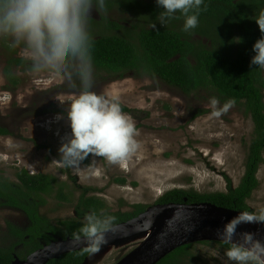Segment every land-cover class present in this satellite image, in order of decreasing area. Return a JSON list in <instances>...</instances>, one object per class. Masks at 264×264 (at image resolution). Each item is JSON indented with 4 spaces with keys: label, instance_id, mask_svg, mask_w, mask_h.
<instances>
[{
    "label": "rangeland",
    "instance_id": "1",
    "mask_svg": "<svg viewBox=\"0 0 264 264\" xmlns=\"http://www.w3.org/2000/svg\"><path fill=\"white\" fill-rule=\"evenodd\" d=\"M116 1L119 2L109 3L103 10L94 3L88 20L92 38L159 24L157 19L151 18L150 12L135 13L132 10L136 5L129 7L128 2ZM112 24L121 29L115 31ZM166 25L182 28L183 19H173ZM193 39L201 40L198 36ZM10 43V39L0 38V129L4 127L9 131L8 135L0 136V177L13 180L14 173L21 169H28L29 174L52 177L55 184L41 209L49 222L74 217V204L80 194L75 187L95 188L98 194L93 193L94 196L102 199L108 208L128 213L133 211L134 205H154L160 196L172 190L223 193L228 185L237 187L239 184L253 131L242 106L234 104L220 116H213L209 107L210 98L215 97L213 91L185 94L156 78L116 77L94 68L92 91L119 95L121 108L127 110L122 111L135 124L134 138L139 146L119 163L89 154L88 164L82 160L75 166H65L58 148L70 132L65 110L80 90V81L75 76L70 80L60 73L34 71L21 48H13ZM10 56L28 62L24 68L12 67L20 80L14 91L5 89L4 69ZM225 103L219 100L218 108ZM114 178L124 180V184L115 183ZM257 180L259 186L247 205L254 215L260 216L264 215V161ZM58 185L64 186L68 202L56 199ZM17 218H22L19 212L0 209V244H6V240L1 239L6 223ZM22 222L25 221L22 219ZM121 249L123 246L115 247L91 259L90 264H115V253ZM192 250L195 256L188 257L187 264H233L225 255L226 249L216 244H196Z\"/></svg>",
    "mask_w": 264,
    "mask_h": 264
},
{
    "label": "trees",
    "instance_id": "2",
    "mask_svg": "<svg viewBox=\"0 0 264 264\" xmlns=\"http://www.w3.org/2000/svg\"><path fill=\"white\" fill-rule=\"evenodd\" d=\"M121 1L128 2L129 7L136 5L132 10L135 13L150 12L154 19L161 11L156 9L153 1L148 5L136 0ZM118 2L105 0V7L109 3ZM262 14L264 0H204L198 26L189 32L173 25L159 24L155 29L134 27L132 34H104L92 38L94 69L119 77H123L127 71H134L135 76L159 79L185 94L200 90L213 91L221 102L234 100V104L242 106L252 122L253 131L244 162L245 170L237 187L228 185L226 192L210 194L172 190L162 195L155 204H181L186 199L188 204L208 202L226 209L253 213L247 202L259 186L256 175L264 161V68L251 66L250 58L254 55L252 45L261 35L256 21ZM112 28L115 31L121 29L117 24H112ZM195 36L201 40H193ZM27 63L23 58L9 57L4 69L7 81L5 89L14 91L18 88L20 80L12 72V67L24 68ZM122 110L127 111L125 108ZM6 133V130L0 129V134ZM83 162L88 164V157ZM54 182L52 177L29 175L22 169L14 174L13 180L0 177V209H18L28 216L31 225L25 234L29 235L30 241L36 236L48 239L45 231L53 232L61 239L75 238L74 233H79L84 217L91 212L114 217L112 225H116L138 216L148 207L134 205L132 212L111 213L98 198H85L82 194L75 208L77 217L58 220V228L50 227L49 222L37 216L34 211L36 206L44 204L43 195H48ZM116 182L123 184L124 180ZM62 186H59L60 189ZM57 199L67 201L63 196L57 195ZM7 229L10 233L8 236L23 241L24 233L18 227L7 223ZM196 244H216L226 250L231 246L220 242L189 244L177 248L157 264H187L186 259L195 256L192 247ZM40 247L36 243L31 251ZM88 253L86 250L71 252L46 264H81ZM12 261L11 250L0 248V264H11Z\"/></svg>",
    "mask_w": 264,
    "mask_h": 264
},
{
    "label": "clouds",
    "instance_id": "3",
    "mask_svg": "<svg viewBox=\"0 0 264 264\" xmlns=\"http://www.w3.org/2000/svg\"><path fill=\"white\" fill-rule=\"evenodd\" d=\"M94 3L101 10L105 8V0H0V38L10 39L13 48L20 47L34 71L60 73L70 80L75 76L80 81V90L65 110L70 132L58 148L65 166H75L89 154L119 163L139 146L134 138L135 124L122 111L119 95L92 91V37L88 20ZM155 3L162 9L156 18L160 25L182 17V31L189 32L198 26L204 0ZM256 23L261 35L252 45L250 65L264 68V14ZM150 27L155 29L156 23ZM234 103L229 100L218 108L219 100L212 97L209 107L212 115L218 117ZM113 221L110 215L91 212L74 237L85 242L86 251L95 253L107 243L106 233ZM251 222L264 223V215L239 213L216 233L219 240L231 245L225 255L233 264H264V242L255 239L253 233L242 232L239 242L233 241L237 226Z\"/></svg>",
    "mask_w": 264,
    "mask_h": 264
},
{
    "label": "water",
    "instance_id": "4",
    "mask_svg": "<svg viewBox=\"0 0 264 264\" xmlns=\"http://www.w3.org/2000/svg\"><path fill=\"white\" fill-rule=\"evenodd\" d=\"M181 204H154L126 222L112 225L106 233L107 243L95 253L87 255L81 264H90L91 259L107 254L115 247L137 243V247L115 264H157L179 247L200 243L220 242L217 231L239 213H250L222 208L212 203L185 202ZM253 214V213H251ZM250 232L264 242V223H241L233 236L239 242L240 233ZM227 244V243H226ZM83 240L57 239L29 255L26 260L15 259L12 264H46L62 255L85 250Z\"/></svg>",
    "mask_w": 264,
    "mask_h": 264
},
{
    "label": "flooded vegetation",
    "instance_id": "5",
    "mask_svg": "<svg viewBox=\"0 0 264 264\" xmlns=\"http://www.w3.org/2000/svg\"><path fill=\"white\" fill-rule=\"evenodd\" d=\"M148 1H150V2H155V0H148ZM159 25V24H158ZM164 26H166V25H164ZM147 27H150V25H148ZM132 31H134V30H132ZM119 32V31H118ZM131 31H129V32H127L128 34H132V32L130 33ZM119 34V33H118ZM120 36L121 35H123V34H119ZM95 38H98V37H95ZM193 40H197V41H199V39H193ZM136 73H134V71H127V72H125V73H123V77H125V76H134ZM107 75V74H106ZM116 77H119L118 75H116ZM146 77H149V76H146ZM149 78H151V77H149ZM159 80V79H158ZM161 81V80H160ZM163 82V81H162ZM166 84V83H165ZM173 88H175V87H173ZM1 127V126H0ZM2 129H4V130H6V128H4V127H2ZM6 134H0V136H6V135H8V129L6 130ZM117 168L119 169L120 168V171H121V166H117ZM244 168H245V166H244ZM22 170H27L28 171V169H22ZM26 171V172H27ZM28 173V172H27ZM15 174V173H14ZM29 174V173H28ZM29 175H36V174H29ZM42 175V174H41ZM46 176V175H45ZM256 177H257V175H256ZM116 180H122V179H116V178H114L113 179V181L115 182V183H117L116 182ZM241 180V179H240ZM240 182V181H239ZM55 184V183H54ZM118 184H121V183H119L118 182ZM124 184V183H123ZM123 184H121V185H123ZM62 189H60V187H59V185L57 186V189H56V194H55V197H56V199H57V195L58 196H63V197H65L66 199H67V197L64 195V186H62L61 187ZM79 189V191H80V194H79V196H78V198H77V200H76V202H75V207H74V212H73V214H74V217H72V218H70V219H74V218H76L77 217V213H76V211H75V208H76V206H77V203H78V200H79V198H80V196L82 195V194H84V197L85 198H89V197H94V198H98V197H96V196H94V195H96V194H98L97 192H96V190H94L95 188H93L92 190H89L88 188H86L85 190L84 189H82L81 187H75V189ZM88 189V190H87ZM51 190H52V188H51ZM87 190V191H86ZM94 190V191H93ZM88 192H91V193H89L88 194ZM93 193H96V194H93ZM51 195V191L48 193V195H43V198H44V200H45V197H49ZM164 195V194H163ZM161 197V196H160ZM159 197V198H160ZM159 198H158V200H159ZM99 200H101L104 204H105V202L102 200V199H100V198H98ZM59 200V199H58ZM60 202H68V199H67V201H62V200H60ZM156 202V201H155ZM45 204H46V201H44V204L43 205H38V206H36L35 208V213H36V215L37 216H39V217H41V218H44V219H46L42 214H41V209L45 206ZM105 206H106V208H107V210H108V212H111V213H118V212H121V213H125L124 211H121L120 209H118L117 211H112L110 208H108V206L105 204ZM3 209H5V208H3ZM6 209H11V210H14V211H16V212H19L20 214H21V216H22V218L21 219H19V218H17V220H10V221H13V222H9V224H11L12 226H15V227H18L19 228V230L20 231H22L23 233H24V237H23V241H21L20 239H18V238H12V237H10V236H8V234H10L9 233V230L7 229V223H6V227L4 228V231H5V233H3V237H1V239L2 240H6V244H0V248H8V249H10L11 250V252H12V256H13V261L15 260V259H18V260H20V261H24V260H26L27 259V257L29 256V255H31V254H33L35 251H37V250H39V249H41V248H44V247H46L47 245H49V244H51L53 241H55V240H57V239H60V237H58L56 234H53V232L51 233V232H49V231H45L44 233L49 237L48 239H43V238H40L39 236H36V237H34V239H32L31 241H30V237H29V235L28 234H25V232L27 231V228H29V226L31 225V223H30V220H29V218H28V216L23 212V211H21V210H18V209H13V208H6ZM133 209V208H132ZM251 209V208H250ZM252 211V210H251ZM127 213V212H126ZM135 218V217H134ZM22 219L25 221V222H22ZM131 219H133V218H131ZM47 220V219H46ZM67 220V219H66ZM69 220V219H68ZM130 220V219H129ZM48 221V220H47ZM128 221V220H127ZM49 222V221H48ZM124 222H126V221H124ZM120 223H123V222H120ZM49 226L50 227H54V228H58V224H57V222H55V223H51V222H49ZM43 231V230H42ZM21 241V242H20ZM39 243V245H41V247L40 248H38V249H35V250H32L31 251V249H32V247H34L35 246V244L36 243ZM137 247V243H133V244H130V245H127V246H125V247H123V249H121V250H119V251H117L115 254H116V256L114 257V263H118L119 261H121L125 256H127L129 253H131L135 248ZM16 253H17V255H16ZM18 254H19V256H18ZM90 254V252L88 253V255ZM12 261V262H13ZM12 262H11V264H12Z\"/></svg>",
    "mask_w": 264,
    "mask_h": 264
}]
</instances>
